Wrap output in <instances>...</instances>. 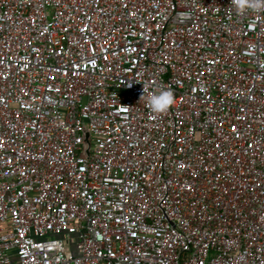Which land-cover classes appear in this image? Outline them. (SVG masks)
<instances>
[{
  "label": "built area",
  "instance_id": "obj_1",
  "mask_svg": "<svg viewBox=\"0 0 264 264\" xmlns=\"http://www.w3.org/2000/svg\"><path fill=\"white\" fill-rule=\"evenodd\" d=\"M0 264H264V7L0 0Z\"/></svg>",
  "mask_w": 264,
  "mask_h": 264
},
{
  "label": "clouds",
  "instance_id": "obj_2",
  "mask_svg": "<svg viewBox=\"0 0 264 264\" xmlns=\"http://www.w3.org/2000/svg\"><path fill=\"white\" fill-rule=\"evenodd\" d=\"M259 9L264 7V0H236L237 11H242L245 8ZM174 102V95L170 90L161 88L154 91L151 95L146 97L148 107L156 113L166 111Z\"/></svg>",
  "mask_w": 264,
  "mask_h": 264
},
{
  "label": "rangeland",
  "instance_id": "obj_3",
  "mask_svg": "<svg viewBox=\"0 0 264 264\" xmlns=\"http://www.w3.org/2000/svg\"><path fill=\"white\" fill-rule=\"evenodd\" d=\"M50 13V12H49Z\"/></svg>",
  "mask_w": 264,
  "mask_h": 264
}]
</instances>
